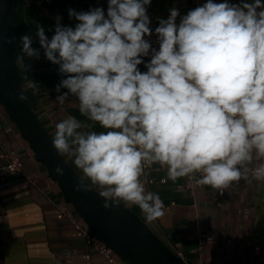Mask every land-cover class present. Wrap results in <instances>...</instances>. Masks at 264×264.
<instances>
[{
    "label": "clouds",
    "instance_id": "9594fccd",
    "mask_svg": "<svg viewBox=\"0 0 264 264\" xmlns=\"http://www.w3.org/2000/svg\"><path fill=\"white\" fill-rule=\"evenodd\" d=\"M151 0H108L87 12L69 9L75 27L60 24L49 40L44 27L36 36L48 61L66 77L56 91L67 89L79 113L92 124L68 116L55 125L52 148L80 170L76 192L98 189L102 207L121 201L138 206L148 222L164 215L160 196L146 191L145 169L158 165L173 182L178 178L210 186L221 195L252 178L264 180V5L214 3L180 17L176 8L155 28L159 49L150 36L146 6ZM257 9H261L257 11ZM15 37L9 42H14ZM32 37L20 38L22 55L39 58ZM147 71L138 66L149 56ZM28 88L36 89L29 82ZM16 99H26L21 92ZM55 172L64 175L57 164ZM199 174V175H197Z\"/></svg>",
    "mask_w": 264,
    "mask_h": 264
},
{
    "label": "crops",
    "instance_id": "0c3cea01",
    "mask_svg": "<svg viewBox=\"0 0 264 264\" xmlns=\"http://www.w3.org/2000/svg\"><path fill=\"white\" fill-rule=\"evenodd\" d=\"M36 0H19L15 24V58L22 55L20 38L32 37V47L40 52L39 58H25L27 69L17 65L24 93L35 114L53 138L55 125L75 116L78 120L92 124L90 131H105L98 124L88 121L78 110V100L69 95L64 104L56 97L68 90L56 86L62 79L58 65L48 61L36 36V25L44 27L50 40L55 33L56 17L60 24L75 27L78 23L69 17V9L87 12L92 8H103L107 13L108 0H52L40 8ZM207 0H151L147 10L152 9L159 26L160 19H167L169 10L176 8L180 17L189 10L202 6ZM223 3L225 0H213ZM240 4L242 0H227ZM252 3L253 0H243ZM264 5V0H261ZM261 9H257L260 11ZM144 63L138 66L146 70ZM33 82L36 89L28 88ZM13 152V161L21 174L0 175V264H111L92 246H87L82 237L75 234L72 220L80 225L71 204L67 203L58 185L49 177L45 166L34 158L28 143L24 141L15 125L8 119L0 104V166L8 161L7 154ZM69 165L80 175L68 156ZM233 183L221 195L210 186H187V178L175 182L167 176V170L153 165L149 176L152 184H145L146 191L157 193L163 203H172L170 210L152 222H148L138 206H127L150 228V230L172 251L181 252L183 261L194 264H264V180L252 178ZM143 180L144 177H142ZM94 189H98L93 186ZM124 205V202L121 201ZM125 206V205H124ZM126 207V206H125ZM202 235L199 247L198 236ZM89 254V258L86 255Z\"/></svg>",
    "mask_w": 264,
    "mask_h": 264
},
{
    "label": "water",
    "instance_id": "95a60500",
    "mask_svg": "<svg viewBox=\"0 0 264 264\" xmlns=\"http://www.w3.org/2000/svg\"><path fill=\"white\" fill-rule=\"evenodd\" d=\"M18 3L19 0H0V104L8 119L28 143L36 161L45 166L64 200L72 205L95 239L118 258L129 264H187L122 203L105 210L96 189L74 191L80 175L52 148V137L32 109L18 75L14 42H9L15 34ZM21 92L26 97L24 101L16 99ZM57 164L64 168L63 176L56 174Z\"/></svg>",
    "mask_w": 264,
    "mask_h": 264
},
{
    "label": "built area",
    "instance_id": "2783aa9c",
    "mask_svg": "<svg viewBox=\"0 0 264 264\" xmlns=\"http://www.w3.org/2000/svg\"><path fill=\"white\" fill-rule=\"evenodd\" d=\"M51 1L52 0H36L35 4H36L37 8H40V6L43 3H50ZM147 15H148L149 20H150L149 27L152 30V34L150 36L146 35L144 38L150 42L152 48H155L156 50H158L159 49L158 37L155 33V28L158 27L157 22H156V15L152 9L147 10ZM142 59L147 60V63L150 62L151 50H150L149 56L142 57ZM145 71H147V69ZM12 155H13V152H10L7 154L8 161L5 165L0 166V175L5 176V175H8L10 173L21 174V170L18 167V165L13 161ZM152 167L153 166L146 168L144 176H143L148 185L152 184V182H153L152 178L149 176V172L151 171ZM197 175H199V174H197ZM187 186L189 188L201 187V186H195L194 181H190L188 179H187ZM171 205H172V203H170V204L164 203V206H165L164 212L169 211ZM72 224L74 226L75 234L79 237H82L87 246H92L94 249H96L101 255H103L107 259V261L109 263H111V264H129L127 262L122 261L120 258H118L110 248H108L103 243L96 240L95 237L93 236V234L91 233L90 229L88 228V226L85 223H84V225H80L75 220H72ZM202 242H203V237H202V235H199L198 236L199 247L202 246ZM174 253L181 260H183V255L181 252L177 251ZM86 258H89V254L86 255ZM194 264H204V263L202 261H197Z\"/></svg>",
    "mask_w": 264,
    "mask_h": 264
}]
</instances>
